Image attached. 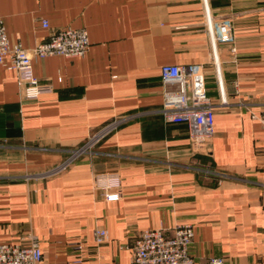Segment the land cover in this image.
Listing matches in <instances>:
<instances>
[{
	"label": "crops",
	"instance_id": "crops-1",
	"mask_svg": "<svg viewBox=\"0 0 264 264\" xmlns=\"http://www.w3.org/2000/svg\"><path fill=\"white\" fill-rule=\"evenodd\" d=\"M205 2L212 19L230 20L235 52L213 44ZM0 17L24 49L64 27L85 29L90 41L82 57L32 59L34 77L52 87L34 100L0 65V243L34 235L43 264H128L141 231L190 223L194 264H264V0H0ZM163 65L206 71L215 114L205 164L186 125L159 113ZM117 118L125 121L94 153L24 179ZM98 175L118 178V200L101 196ZM96 229L107 232L100 245Z\"/></svg>",
	"mask_w": 264,
	"mask_h": 264
},
{
	"label": "built area",
	"instance_id": "built-area-1",
	"mask_svg": "<svg viewBox=\"0 0 264 264\" xmlns=\"http://www.w3.org/2000/svg\"><path fill=\"white\" fill-rule=\"evenodd\" d=\"M206 4V25L211 31L214 45H228L235 52L234 37L228 18L212 19ZM41 27L48 29L47 21H41ZM90 41L83 28L64 27L56 29L38 41L34 47L24 49L19 43H10L0 17V65L14 71L16 83L24 100H34L40 95L49 94L52 87L41 82L33 75L31 61L33 58L46 59L64 57L67 59L82 57L89 49ZM218 67L216 59H212ZM162 104L159 113L166 123L185 124L190 149L194 155L211 157L210 145L213 137L215 104L207 94L205 76L202 65H163L159 72ZM219 82V74L216 70ZM223 104L225 102H222ZM125 118H117L92 133L88 139L57 167L35 176L51 177L63 172L77 158L92 154L95 147L117 127ZM264 122V114L262 115ZM201 175L210 177L220 184L221 175L211 169L196 168ZM120 181L115 175H98L95 188L100 189L101 196L108 202L118 200ZM117 189L115 193L110 190ZM193 226L190 223H175L170 228L159 227L141 231L132 238L129 249L131 259L128 264H194L190 255L193 243ZM107 240L104 229L94 231V242L100 245ZM28 243H0V264H43L44 254L39 239L34 235L27 236ZM222 259L210 258L209 264H222ZM108 264V263H102Z\"/></svg>",
	"mask_w": 264,
	"mask_h": 264
},
{
	"label": "trees",
	"instance_id": "trees-1",
	"mask_svg": "<svg viewBox=\"0 0 264 264\" xmlns=\"http://www.w3.org/2000/svg\"><path fill=\"white\" fill-rule=\"evenodd\" d=\"M194 159H196L198 163H202V164H205L209 160L208 157L202 156V155H195ZM210 165H211V163H210ZM208 178H210V177H208Z\"/></svg>",
	"mask_w": 264,
	"mask_h": 264
}]
</instances>
